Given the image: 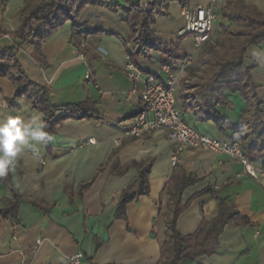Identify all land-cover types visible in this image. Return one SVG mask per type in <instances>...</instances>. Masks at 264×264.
<instances>
[{"label": "crops", "instance_id": "1", "mask_svg": "<svg viewBox=\"0 0 264 264\" xmlns=\"http://www.w3.org/2000/svg\"><path fill=\"white\" fill-rule=\"evenodd\" d=\"M16 1L0 0L2 32L14 33L23 24L18 12L25 0L13 13H6L7 4ZM133 1L147 7L154 0ZM187 1L189 7L210 3ZM108 3L124 6L125 0ZM237 7L264 13V0H222L217 6V20L220 13L222 19L219 31L214 27V41L223 38L224 45L229 40L243 43L241 35L222 34L223 28L234 31L236 23L227 19V13ZM182 8L179 2H168L166 14L156 16L152 25L160 41L177 46L174 54L178 57L194 51L191 35L178 36L185 24ZM80 22L88 43L85 57L76 51L79 37H73L70 21L42 43V62L33 55L36 40L23 45L19 53V61L31 80L50 89L53 105L86 102L92 117L70 118L58 124L51 134L52 141L26 150L9 172L10 179L7 181L8 175L0 178V210L10 206L8 182L23 196L17 218L0 219V264H68V258L77 251L97 264H157L161 256L171 215L167 189L176 169L171 165L174 142L165 130L140 139L126 136L142 108V84L130 79L124 68L132 62L145 73L156 72L164 57L157 50L141 51L122 11L111 6L87 5ZM43 29V25H37V30ZM16 43L13 37L0 36L1 48ZM245 56L249 65L256 66L253 81L260 101H264V43L249 46ZM89 69L94 72L93 79L86 78ZM213 69L210 62L188 68V78L183 79L176 93V107L198 131L223 142L232 141L238 135L234 130L226 127L220 131L201 106L191 105L196 102L197 88ZM14 92L15 85L0 77V123L10 115L27 119L36 111L24 97L17 100V106L9 105ZM226 97L230 104L217 106L216 111L234 126H241L249 105L240 93H227ZM21 100L30 105V110L22 108ZM246 150L256 166L264 165V150ZM148 162H152L150 193L127 206V221L117 220L122 193L137 182L138 164ZM178 166L201 180L186 191L185 200L207 187L218 194L191 201L177 221L181 234H194L204 221H212L220 210L219 198L234 204L253 223L227 225L215 253L186 264H264V177L253 178L239 162L205 148L185 150ZM93 179L92 186L78 196L79 187ZM137 189L135 186L133 191ZM39 239L43 241L40 246Z\"/></svg>", "mask_w": 264, "mask_h": 264}, {"label": "trees", "instance_id": "2", "mask_svg": "<svg viewBox=\"0 0 264 264\" xmlns=\"http://www.w3.org/2000/svg\"><path fill=\"white\" fill-rule=\"evenodd\" d=\"M109 0H25L19 10V16L23 20L21 27L14 33L2 32L13 37L17 43L14 46L0 47V63L6 62L7 66L0 65V77L8 78L15 85V92L9 99L8 104L17 106V100L24 97L31 103L34 110L45 114L48 124L47 131L55 132L58 124L73 119L92 117L88 103H74L64 106L53 105L51 102V91L48 87L35 83L28 76L19 61V53L23 45L31 40H36L34 57L38 62L41 59V45L48 40L53 32L59 30L64 22L70 21L73 28V37H79L78 43L84 37L80 15L87 5H108L115 11L123 13V19L128 24L133 35V41L141 51L157 50L164 57V62L172 59H180L174 53L177 46L160 41L152 25L156 23V16L165 15V5L168 2H179L182 7L187 6V0H160L152 1L147 7H142L139 2L125 0V5H110ZM227 19L236 23L234 31L223 28V35H241L244 38L242 44L229 40L225 55H218L210 59L213 70L199 85L195 93L194 101L191 102L195 108L201 106L210 119L218 126L220 131L225 128L234 130L238 135L232 137L233 141L241 142L242 146L249 151L264 150V101H260L257 95V87L253 81L255 65H249L246 59L247 48L251 45L264 43V13L245 11L244 8H235L227 13ZM37 25H43V30H37ZM222 46V44H221ZM213 46L207 51V55L214 54ZM130 58L132 55L130 54ZM227 93H240L249 105L246 116L241 126H234L228 119L224 118L218 111L217 106L226 107L230 104ZM62 113V115H57ZM152 162L138 164L139 177L137 182L129 186L121 195L117 204L115 218L127 221V206L143 195L150 193L149 175ZM102 168L99 169L101 171ZM7 178V181H8ZM95 179L82 184L78 190V196H82L88 190ZM201 180L193 175H188L184 170L176 167L167 189L170 195L171 215L167 220L166 236L161 247V256L157 264H186L194 261L201 255H212L217 249L220 235L229 224L237 226H251L253 223L243 217L234 204H229L220 199V210L212 221H204L198 230L191 235H183L177 229V221L180 215L189 207L191 201L206 194H218L212 188H205L195 193L192 197L184 199L189 188L197 185ZM11 189L12 199L10 206L0 210L1 218H17L20 201L23 196L8 182ZM138 189L133 191L134 187ZM40 206L38 203H33Z\"/></svg>", "mask_w": 264, "mask_h": 264}, {"label": "built area", "instance_id": "3", "mask_svg": "<svg viewBox=\"0 0 264 264\" xmlns=\"http://www.w3.org/2000/svg\"><path fill=\"white\" fill-rule=\"evenodd\" d=\"M221 1L210 0L207 6H184L182 8L181 15L185 19V24L178 31V36L191 35L193 37V52H189L184 58L161 63L156 72L145 73L132 62L125 66L127 76L142 84L140 92L142 108L134 116L132 126L126 132V136L140 139L165 130L174 142L171 156L173 167L178 166L185 150L205 148L239 162L247 175L261 178L264 177V165L256 166L241 142L233 140L223 142L198 131L184 120L176 107L177 90L183 79L187 80V70L193 64L196 53L213 39L217 6ZM87 47V40L82 37L76 50L79 56H86ZM93 77L94 72L89 69L86 78L93 79ZM42 243L41 239L37 240L39 246ZM68 264L97 263L90 260L84 252L77 251L68 258Z\"/></svg>", "mask_w": 264, "mask_h": 264}, {"label": "clouds", "instance_id": "4", "mask_svg": "<svg viewBox=\"0 0 264 264\" xmlns=\"http://www.w3.org/2000/svg\"><path fill=\"white\" fill-rule=\"evenodd\" d=\"M19 102L24 110H30V105L23 100ZM47 128L45 114L38 110L32 111L27 119L10 115L0 123V178L7 177L26 150H35L53 140Z\"/></svg>", "mask_w": 264, "mask_h": 264}, {"label": "rangeland", "instance_id": "5", "mask_svg": "<svg viewBox=\"0 0 264 264\" xmlns=\"http://www.w3.org/2000/svg\"><path fill=\"white\" fill-rule=\"evenodd\" d=\"M20 4H21V0H17L13 4H7V6H6V13H8V14L13 13L17 9V7L18 8L20 7ZM223 7L226 8L227 6H224L223 5ZM221 19H222V16H221V13H220L218 20H216L217 22H215V24H216L215 25L216 26L215 27V31L216 32L219 31V29H220ZM0 36H4V37L6 36V37H9L10 38L9 35L3 34L1 30H0ZM188 36H190V35H188ZM238 43L241 44L240 40H238ZM221 44H222V46H221ZM14 45H12V46H14ZM223 45H224L223 38H222V41H221V39H217L215 41L213 39L212 42L206 44L201 50L198 51L199 53H197V55H195V58L193 60V64H206V63H208L210 61L211 58H214L215 56L217 57L218 55H223V54L225 55V53L227 52V49L224 48ZM213 46H216L215 49H214V52L215 53L212 54L211 56L210 55H207L206 52L209 51V50H211V48ZM187 75H188V73H187ZM251 156L254 157L255 155L252 154Z\"/></svg>", "mask_w": 264, "mask_h": 264}, {"label": "water", "instance_id": "6", "mask_svg": "<svg viewBox=\"0 0 264 264\" xmlns=\"http://www.w3.org/2000/svg\"><path fill=\"white\" fill-rule=\"evenodd\" d=\"M105 236H106V234L104 235V237H102L104 240H105Z\"/></svg>", "mask_w": 264, "mask_h": 264}]
</instances>
